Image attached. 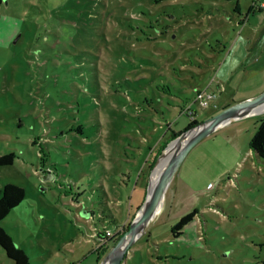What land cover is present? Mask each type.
I'll use <instances>...</instances> for the list:
<instances>
[{
    "label": "rangeland",
    "instance_id": "1",
    "mask_svg": "<svg viewBox=\"0 0 264 264\" xmlns=\"http://www.w3.org/2000/svg\"><path fill=\"white\" fill-rule=\"evenodd\" d=\"M262 91L264 0H4L0 154L16 157L0 193L25 196L1 223L32 264H99L94 235L131 226L171 132ZM261 119L260 105L188 150L120 264H264Z\"/></svg>",
    "mask_w": 264,
    "mask_h": 264
},
{
    "label": "water",
    "instance_id": "2",
    "mask_svg": "<svg viewBox=\"0 0 264 264\" xmlns=\"http://www.w3.org/2000/svg\"><path fill=\"white\" fill-rule=\"evenodd\" d=\"M264 103V91L255 97L249 98L237 104L227 106L205 121L183 131L170 141L174 142L188 134V140L180 147L170 162L160 174L155 186L148 189L145 201L140 206L131 226L119 237L117 242L108 250L99 264H120L128 247L135 241L143 228L153 219L156 209L161 203L165 190L174 176L179 164L182 162L188 150L199 140L209 135L226 122L245 116ZM185 137V138H186ZM113 257V260H112Z\"/></svg>",
    "mask_w": 264,
    "mask_h": 264
},
{
    "label": "trees",
    "instance_id": "3",
    "mask_svg": "<svg viewBox=\"0 0 264 264\" xmlns=\"http://www.w3.org/2000/svg\"><path fill=\"white\" fill-rule=\"evenodd\" d=\"M4 0H0V8L2 5V2ZM201 90H197L199 92ZM197 94V93H196ZM194 101L196 102V95L194 97ZM191 108L188 105L186 106L185 111L188 113ZM199 122L197 119L193 118L191 122L182 130L178 132H171L170 137L167 140H171L178 136L180 133H182L185 130H188L189 128L195 126ZM166 142H162V144H165ZM163 145H161L162 147ZM249 147L252 149L254 155L258 159V161L264 160V119H261L259 121V125L252 136V138L249 141ZM16 157V154L14 151H9L3 154H0V166L12 164L14 159ZM152 162L149 164V168H151ZM25 196V191L21 186H18L13 183H7L3 186L1 193H0V249L3 250L6 257L11 259L14 264H32L28 255L24 252V250L20 247H18L15 244L14 239L11 237L10 233L5 229L4 225L1 223L2 220L10 213L12 209L17 207L23 200ZM196 214V211H190L185 214H183L178 221L173 224L171 227L172 235L174 237H179L182 235L184 226L194 219V216ZM128 228L126 226L124 230ZM120 236V232L118 233ZM117 236H111V230L106 229L104 231H98L96 234V243L98 245L96 247V250L98 252V262L100 261L101 257L108 252V250L117 242L118 238ZM101 235V236H100Z\"/></svg>",
    "mask_w": 264,
    "mask_h": 264
},
{
    "label": "bare ground",
    "instance_id": "4",
    "mask_svg": "<svg viewBox=\"0 0 264 264\" xmlns=\"http://www.w3.org/2000/svg\"><path fill=\"white\" fill-rule=\"evenodd\" d=\"M262 104H261V107L264 106V103H262ZM186 136L187 135L180 137L179 139H177L171 143V150L168 151L167 156L163 160H161L153 170V173L151 175L150 188L153 189V187L155 186V183L157 182V180L161 174V171L164 169V167L167 166V164L170 162L171 158L175 155L176 151L186 143L190 134H188V137H186ZM158 208H159V205L155 211L156 214L158 212ZM154 216H153V218H154ZM112 260H113V257H112Z\"/></svg>",
    "mask_w": 264,
    "mask_h": 264
},
{
    "label": "built area",
    "instance_id": "5",
    "mask_svg": "<svg viewBox=\"0 0 264 264\" xmlns=\"http://www.w3.org/2000/svg\"><path fill=\"white\" fill-rule=\"evenodd\" d=\"M216 92L213 90L204 89L196 94V101L201 107H207L209 103L216 98ZM188 113L193 116V112L188 111Z\"/></svg>",
    "mask_w": 264,
    "mask_h": 264
},
{
    "label": "crops",
    "instance_id": "6",
    "mask_svg": "<svg viewBox=\"0 0 264 264\" xmlns=\"http://www.w3.org/2000/svg\"><path fill=\"white\" fill-rule=\"evenodd\" d=\"M224 108H225V107H224ZM222 109H223V108H222ZM94 236H95V235H94ZM97 246H98V245H97ZM97 246H96V247H97ZM96 247H95V249H94V250H96Z\"/></svg>",
    "mask_w": 264,
    "mask_h": 264
}]
</instances>
